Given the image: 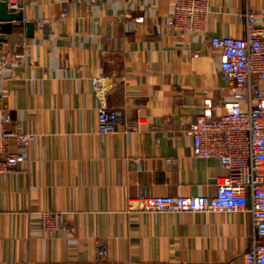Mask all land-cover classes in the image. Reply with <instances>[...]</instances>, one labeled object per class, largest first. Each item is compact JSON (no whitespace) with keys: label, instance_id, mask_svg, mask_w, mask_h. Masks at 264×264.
Masks as SVG:
<instances>
[{"label":"crops","instance_id":"obj_1","mask_svg":"<svg viewBox=\"0 0 264 264\" xmlns=\"http://www.w3.org/2000/svg\"><path fill=\"white\" fill-rule=\"evenodd\" d=\"M18 1L34 29L29 35L14 20L0 41V104L11 110V129L36 139L27 161L0 181V264H243L250 213L128 206L216 191L225 171L218 159L193 155L188 129L232 100L210 36L241 35L237 14L248 7L264 24V0H211L206 31L187 34L168 25L174 0ZM134 18L130 29L123 21ZM102 103L124 111L116 133H98ZM41 210L62 213L58 231L42 228Z\"/></svg>","mask_w":264,"mask_h":264},{"label":"built area","instance_id":"obj_2","mask_svg":"<svg viewBox=\"0 0 264 264\" xmlns=\"http://www.w3.org/2000/svg\"><path fill=\"white\" fill-rule=\"evenodd\" d=\"M8 6L20 13L25 10V5L18 0H8ZM210 14L211 0H174L168 25L179 34L203 33ZM237 19L245 25L241 35L210 36L212 47L222 51L220 76L232 100L221 99L198 114L188 128L193 138V155L216 158L225 171L216 179V191L196 196L137 197L129 199L128 212L250 213L254 232L243 264H264V24L258 22L257 12L249 7L238 13ZM28 20L22 16L21 21ZM139 21L134 18L123 22L135 29ZM44 22L43 19L38 21L40 25ZM92 83L95 91H100L102 79L93 78ZM7 97V93H2L1 100L4 102ZM218 109L224 112L214 114ZM123 115L121 107L102 103L98 110V133L113 134L121 130ZM12 124L10 108L5 102L1 103L0 181L27 161L36 139L33 132L11 129ZM132 127L127 123L124 131ZM39 215L45 231L56 232L61 227V212L41 210ZM98 253L101 259L105 257L102 245Z\"/></svg>","mask_w":264,"mask_h":264},{"label":"water","instance_id":"obj_3","mask_svg":"<svg viewBox=\"0 0 264 264\" xmlns=\"http://www.w3.org/2000/svg\"><path fill=\"white\" fill-rule=\"evenodd\" d=\"M22 19V14L18 11L9 9L7 0H0V41L5 39V34H10L13 31L12 21H20ZM28 34H33L34 23H25Z\"/></svg>","mask_w":264,"mask_h":264}]
</instances>
